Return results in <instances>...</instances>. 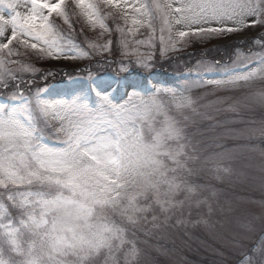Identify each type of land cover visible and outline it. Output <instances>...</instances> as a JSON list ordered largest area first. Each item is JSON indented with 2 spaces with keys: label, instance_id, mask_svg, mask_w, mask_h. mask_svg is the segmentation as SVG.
<instances>
[{
  "label": "snow or ice",
  "instance_id": "obj_1",
  "mask_svg": "<svg viewBox=\"0 0 264 264\" xmlns=\"http://www.w3.org/2000/svg\"><path fill=\"white\" fill-rule=\"evenodd\" d=\"M23 4L21 12V0H0V264H96L99 258L103 264H138L129 232L151 236L169 226L168 213L191 203L196 191L182 174H191L188 163L197 157L188 151L184 127L169 115V102L177 109L192 107L186 93L193 76L218 88L264 80V43L220 78L200 81L201 74L219 70L220 62H197L175 87L133 74V65L151 68L154 52L140 49L153 50L158 40L164 56L180 50L175 37L264 25V0H72L102 35L113 31L106 17L118 16L123 26L114 30L122 55L135 59L121 61L111 73L69 79L63 89L34 92L33 82L20 74L36 69L20 57L77 60L91 53L71 38L65 0ZM105 7L115 13H105ZM112 43L89 47L110 52ZM258 97L264 102V92ZM213 170L217 178L229 172L219 164ZM194 203L211 211L207 200ZM259 227L264 232V219ZM249 252L242 264H264V239Z\"/></svg>",
  "mask_w": 264,
  "mask_h": 264
},
{
  "label": "rangeland",
  "instance_id": "obj_2",
  "mask_svg": "<svg viewBox=\"0 0 264 264\" xmlns=\"http://www.w3.org/2000/svg\"><path fill=\"white\" fill-rule=\"evenodd\" d=\"M91 2L96 3L93 0ZM71 3L72 1L69 4ZM70 7L71 24L73 20L74 23L79 20L81 27L76 36L71 38L81 40L86 48L80 47L89 51L91 56L77 60H51L35 54L20 57L22 63L36 69L34 73L20 74L24 79L33 82L35 90L45 87L63 89L69 79L86 80L85 75L79 73L81 71L89 73L93 69L89 67L91 60L96 61L94 55L101 54L89 45H103L112 38L114 31L111 32V36L108 33L102 35L99 26L89 27L86 19L80 15V9L75 8L74 4ZM18 10L21 12L26 10L23 0ZM103 11L115 13L114 9L106 7ZM7 13L6 9L4 14ZM110 18H117L116 24L123 26V21L116 15L107 16L106 24ZM59 22L67 26L62 20ZM156 26L158 36L159 22ZM259 30H264V25L252 28L255 33ZM145 31L141 29V32ZM175 39L181 49H192L185 58L173 62L174 66L179 64L185 66L183 71L180 66L176 68L185 77L190 71H195L197 62L215 67V61L225 58V64L230 60V65L235 66L234 61L249 55V50L259 52L256 49L261 48L260 45L264 43V36L259 38L252 36L250 38L252 43H247L252 46L251 48L243 45L242 39L234 33ZM235 39L239 40L236 45L223 46ZM202 41L205 47L216 43L218 48L206 53L205 48L201 46L200 51H194L195 47L192 45ZM114 44L119 46L118 38L113 41L112 47ZM222 50L224 55L215 57ZM140 51H153L152 60L157 57L159 61L165 60V55H160L158 40L155 49L147 50L141 47ZM224 51L230 54L227 55ZM102 53L101 56L108 58L104 52ZM105 61L99 60V64H95L96 62L94 64L98 68H103L104 64L101 65V62ZM157 64L166 65L164 62ZM168 64L173 65L170 62ZM104 68L106 70L107 66ZM42 71L45 73L42 74ZM37 73L43 75L42 80L41 75L36 76ZM160 74L161 71L152 72L147 75V79L165 87L171 86L163 82ZM62 77H66L67 82H62ZM191 79L194 82L191 83L186 95L191 97L194 104L191 108L177 109L169 102V115L184 127L186 143L191 145L188 151L197 157L188 163V167L192 169L191 174H182L196 191L191 203L185 202L183 207L175 208L168 213L169 226L154 230L151 236H145L138 230L135 235L129 232V239L136 242L139 250L138 264H242L245 256L250 254L249 250L264 239V232H261L259 227L260 221L264 219V135L261 134V130L264 129V102L258 97V93L264 92V80L256 79L234 87L218 88L207 82L200 83L194 76ZM207 80L208 76L205 81ZM182 81L185 82L183 79ZM163 99L168 101L166 96ZM225 152L227 155L223 158L218 155ZM217 164L221 168L229 169V172H222L217 178L213 170ZM178 199L183 200L184 196L181 195ZM196 200H207L208 205H211V211L207 205L197 207L194 203ZM177 219L183 223L177 224ZM96 264H103L102 258H99Z\"/></svg>",
  "mask_w": 264,
  "mask_h": 264
},
{
  "label": "trees",
  "instance_id": "obj_3",
  "mask_svg": "<svg viewBox=\"0 0 264 264\" xmlns=\"http://www.w3.org/2000/svg\"><path fill=\"white\" fill-rule=\"evenodd\" d=\"M114 57H120V49L119 46L116 44L113 45L112 51Z\"/></svg>",
  "mask_w": 264,
  "mask_h": 264
}]
</instances>
